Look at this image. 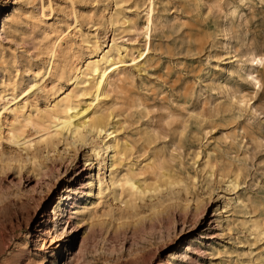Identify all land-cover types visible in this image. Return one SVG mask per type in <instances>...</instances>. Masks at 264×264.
Listing matches in <instances>:
<instances>
[{
	"label": "rangeland",
	"instance_id": "rangeland-1",
	"mask_svg": "<svg viewBox=\"0 0 264 264\" xmlns=\"http://www.w3.org/2000/svg\"><path fill=\"white\" fill-rule=\"evenodd\" d=\"M112 41L129 66L91 110L115 163L106 134L12 144L3 104L76 95L66 67ZM0 98V264H264V0H0Z\"/></svg>",
	"mask_w": 264,
	"mask_h": 264
},
{
	"label": "bare ground",
	"instance_id": "bare-ground-1",
	"mask_svg": "<svg viewBox=\"0 0 264 264\" xmlns=\"http://www.w3.org/2000/svg\"><path fill=\"white\" fill-rule=\"evenodd\" d=\"M149 4L152 5V0H149ZM150 15H151V10L146 12L147 25L152 24ZM11 16L12 15L10 12L4 14L2 30H4L5 23L10 21ZM109 21L111 25H115L119 23L118 19L116 20L112 16L110 17ZM57 40L58 37L55 41L48 43V45L44 47L45 52L48 53L49 57L51 58V60L47 62V69L49 70H51V68L54 65V54L56 48H58ZM96 49H97L96 51H98L99 54L97 55L96 53L97 57L90 59L85 64L84 68L81 67L79 69H76L75 65L74 67L73 66L66 67V69H68L66 73L68 75L69 80L72 81V85L74 89L78 90L76 95H74L72 93L73 91H71L63 95L62 97L58 98L57 100H55L54 104L51 107L47 106L48 108L45 109L44 111L36 112L34 116L30 112H26V102H25L26 100L24 99L23 102L22 99L21 102H16V97L15 98L13 97L10 101L5 103L6 105L3 104L4 107L2 111L4 110L5 112H7L12 119V123L16 125V126L12 125V128L9 131H7L9 134L8 139L11 140L12 144L17 143L18 145V143L22 142L21 145L29 148L32 146V144H34V142H36V143H42L44 146H49L52 145L54 143V140L56 139H61V138L65 139L66 137H70V139L76 141V143L81 145V143L86 140V134H94L97 137L106 134V136L110 137V139L112 138V140L111 143L107 146L105 145L102 148V150L104 152L107 151V153L109 152L111 154V159L113 160L111 162L115 163L116 159L120 155L119 141L116 139L115 136H113L114 134L113 131L109 132V129L107 128L108 122L106 118L102 116H96L97 114L95 115V113L91 110V108H94V106L100 103L99 99L104 96L105 89L108 85H110V82L113 81L114 79H118L121 76L122 72L124 71L125 67L129 66L128 62L125 60L126 59L125 56L128 55L130 50L125 46H120V47L117 46L114 41L111 42V45H109V49L107 51L105 50L101 51V49L98 46L96 47ZM252 62H255V64H261L262 59L254 56L252 57ZM63 71L64 70H62L61 73H63ZM251 79L253 80V82L257 83L254 77H251ZM37 85H38L37 80H31L30 84H28V89L33 91V89L38 87ZM81 97H83V99L90 97V101L88 102L84 101L82 103V101L79 100L81 99ZM1 100L2 99L0 98V101ZM9 104L11 105L8 107ZM27 126H31L35 128L36 133L39 134L38 137L35 136L37 138V141L28 140L29 138L27 139L23 137L21 133V129ZM1 127L2 126L0 125V138H1ZM96 148H97L96 146H94L93 148V151L95 153L97 152ZM102 184H103L102 180L99 178L98 179L99 188L102 187ZM123 187L131 195H135V194L142 195L145 193L144 190L141 189V185L138 183V181H136L132 176L125 177L123 181ZM100 195L101 192H99L96 196L97 201H99ZM58 254H59V250H55L54 253H52L51 255L52 260H55Z\"/></svg>",
	"mask_w": 264,
	"mask_h": 264
}]
</instances>
